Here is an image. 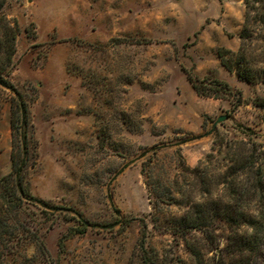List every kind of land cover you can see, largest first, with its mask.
<instances>
[{"label":"rangeland","instance_id":"obj_1","mask_svg":"<svg viewBox=\"0 0 264 264\" xmlns=\"http://www.w3.org/2000/svg\"><path fill=\"white\" fill-rule=\"evenodd\" d=\"M250 3L241 48L245 0L6 1L15 52L8 64L0 51V68L28 103L39 140L28 179L46 205L21 215L45 250L15 238L5 264L219 261L224 221L208 225L213 241L177 228L187 211L231 199L249 157L264 168V0ZM187 71L233 88L198 94ZM12 103L0 85V175L11 169Z\"/></svg>","mask_w":264,"mask_h":264},{"label":"trees","instance_id":"obj_2","mask_svg":"<svg viewBox=\"0 0 264 264\" xmlns=\"http://www.w3.org/2000/svg\"><path fill=\"white\" fill-rule=\"evenodd\" d=\"M7 0H0V10ZM251 0H245V26L241 33L242 44L251 34L246 33L251 16ZM0 28L4 30V39L0 42V51L5 55L6 63H12L15 52L13 41L15 31L8 23L5 15L0 16ZM4 48L3 50H1ZM222 56V55H221ZM241 79L251 81V77L238 68L235 69ZM187 78L198 94L218 96L222 92L231 91L233 86L221 78L201 77L192 71L186 72ZM0 85L10 89L13 93V103L10 115V124L13 134V149L11 152V169L8 173L0 175V264H5V256L9 243L29 238L35 240L39 247L42 242L29 228L23 224L21 215L24 212V204L38 201L43 205L46 202L34 196L30 189L28 179L29 169L36 165L38 159L39 140L36 136L28 103L20 90L4 76V68H0ZM241 93V92H240ZM241 98L242 95L240 94ZM253 157L245 160L241 168H236L233 173L245 171V176L239 182H231V199H213L206 212L205 205L197 206L195 210H189L181 217L177 232L182 235L191 229L205 230L206 238L213 241V234L209 233L208 225L215 219L224 221L232 233L228 244L220 249L221 258L214 264H226L223 256L231 255L233 261L229 264H264V168L261 165L255 167ZM233 199V200H232ZM83 230L88 224L82 221ZM246 225L254 230L252 235L247 232L238 234L240 228ZM28 230V233L25 232ZM185 245L191 256L199 261H204L201 250L195 244L186 239ZM45 250V248H44ZM43 250V251H44Z\"/></svg>","mask_w":264,"mask_h":264},{"label":"water","instance_id":"obj_3","mask_svg":"<svg viewBox=\"0 0 264 264\" xmlns=\"http://www.w3.org/2000/svg\"><path fill=\"white\" fill-rule=\"evenodd\" d=\"M223 119H225V116H220V117L218 118V120H223Z\"/></svg>","mask_w":264,"mask_h":264}]
</instances>
